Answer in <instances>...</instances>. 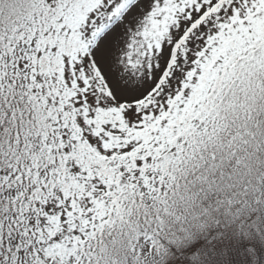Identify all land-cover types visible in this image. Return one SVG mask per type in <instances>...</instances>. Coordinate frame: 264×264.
Segmentation results:
<instances>
[{
  "label": "snow or ice",
  "instance_id": "snow-or-ice-1",
  "mask_svg": "<svg viewBox=\"0 0 264 264\" xmlns=\"http://www.w3.org/2000/svg\"><path fill=\"white\" fill-rule=\"evenodd\" d=\"M0 264H264V0H0Z\"/></svg>",
  "mask_w": 264,
  "mask_h": 264
}]
</instances>
